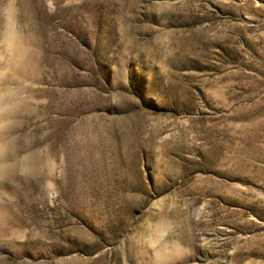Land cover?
I'll return each instance as SVG.
<instances>
[{
  "label": "rangeland",
  "instance_id": "1",
  "mask_svg": "<svg viewBox=\"0 0 264 264\" xmlns=\"http://www.w3.org/2000/svg\"><path fill=\"white\" fill-rule=\"evenodd\" d=\"M0 264H264V0H0Z\"/></svg>",
  "mask_w": 264,
  "mask_h": 264
}]
</instances>
